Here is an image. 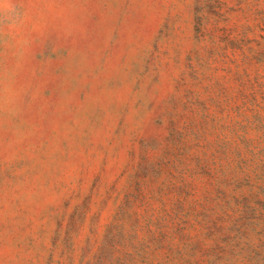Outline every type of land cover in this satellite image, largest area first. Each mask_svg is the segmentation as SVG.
Here are the masks:
<instances>
[{"label":"rangeland","instance_id":"obj_1","mask_svg":"<svg viewBox=\"0 0 264 264\" xmlns=\"http://www.w3.org/2000/svg\"><path fill=\"white\" fill-rule=\"evenodd\" d=\"M0 264H264V0H0Z\"/></svg>","mask_w":264,"mask_h":264}]
</instances>
